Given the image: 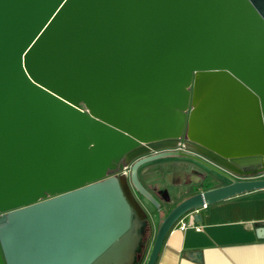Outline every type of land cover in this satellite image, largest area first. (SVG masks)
<instances>
[{
	"label": "water",
	"instance_id": "obj_1",
	"mask_svg": "<svg viewBox=\"0 0 264 264\" xmlns=\"http://www.w3.org/2000/svg\"><path fill=\"white\" fill-rule=\"evenodd\" d=\"M168 156L231 182L179 202L149 247L133 191L158 208L138 172ZM259 174L264 0H0V264H156L179 219Z\"/></svg>",
	"mask_w": 264,
	"mask_h": 264
},
{
	"label": "crops",
	"instance_id": "obj_2",
	"mask_svg": "<svg viewBox=\"0 0 264 264\" xmlns=\"http://www.w3.org/2000/svg\"><path fill=\"white\" fill-rule=\"evenodd\" d=\"M159 177H147L149 184ZM191 217L186 229L173 227L156 264H264V189L208 205Z\"/></svg>",
	"mask_w": 264,
	"mask_h": 264
},
{
	"label": "flooded vegetation",
	"instance_id": "obj_3",
	"mask_svg": "<svg viewBox=\"0 0 264 264\" xmlns=\"http://www.w3.org/2000/svg\"><path fill=\"white\" fill-rule=\"evenodd\" d=\"M178 145L176 148L173 149H164L156 152H151L149 154H146L142 157H138V159L143 157H149L153 154L158 153H166V152H178V153H187V143L186 138L183 137L177 142ZM137 160V159H136ZM158 162L154 167H146L150 163L144 164L139 169V179L141 183L156 197L160 200L161 204L166 203L170 207L167 211L163 212H156V217L153 220H148L147 224V232L146 236H155L156 231L158 229V226L162 219L171 211L172 208H174L179 202L186 199L189 196H192L198 192H201L203 189L202 185L205 181L209 180H215L219 179L222 180L223 185H226L230 183L231 181L224 177L223 175L219 174L218 171H213L212 169H209L204 164L197 162L195 160L182 157V156H168L166 158L159 159ZM129 166V170L126 171V173H123V170L119 169V166L115 171H113V174H115L117 177H126L128 180L130 178V165H124ZM257 168V166L246 168L248 169H254ZM182 171L184 174L182 176L176 175L172 176L171 179H168L167 174L175 171ZM223 172L228 174L229 176H232L236 179H247L245 177H238L232 174L231 172L220 168ZM157 173L160 174L161 177L158 179H153V182L149 184V180L147 177H151L153 175H156ZM148 175V176H147ZM258 178H264V174H259ZM210 188V187H209ZM207 190V189H206ZM133 194L135 198L140 202V204L143 205L142 201H145L142 199V197L136 192L133 191ZM148 203V202H147Z\"/></svg>",
	"mask_w": 264,
	"mask_h": 264
},
{
	"label": "rangeland",
	"instance_id": "obj_4",
	"mask_svg": "<svg viewBox=\"0 0 264 264\" xmlns=\"http://www.w3.org/2000/svg\"><path fill=\"white\" fill-rule=\"evenodd\" d=\"M156 164H158V162H154V163L152 162V163H150L149 165H147L144 168L154 167ZM138 175H139V173H138ZM221 181L222 180H219V179L218 180L217 179H215V180H209V181L207 180V181H205L203 183L202 187H203L204 190L211 189V188H216V187H219V186H222L223 185V182H221ZM204 190H202V191H204ZM158 201L160 202L159 199H158ZM142 202H143V205L142 206L144 207V209L146 210V213L149 216H151V215L154 216L156 212L167 211L169 209V207H170L168 204H166V203H162L161 204V202H160V206L158 208H155L153 205H151L150 203H147L146 201H142ZM153 238H154L153 234H152V236H148V239H149V247L152 244V240H154ZM149 247H148V249H149Z\"/></svg>",
	"mask_w": 264,
	"mask_h": 264
},
{
	"label": "built area",
	"instance_id": "obj_5",
	"mask_svg": "<svg viewBox=\"0 0 264 264\" xmlns=\"http://www.w3.org/2000/svg\"><path fill=\"white\" fill-rule=\"evenodd\" d=\"M128 170H129V166H125L124 170H123V173H126V171H128ZM195 212H191V213L183 216L181 219L178 220V222L176 224L178 225L179 229L184 230V229H186L189 226V222L186 219L187 218H191L192 219L191 214H193Z\"/></svg>",
	"mask_w": 264,
	"mask_h": 264
}]
</instances>
